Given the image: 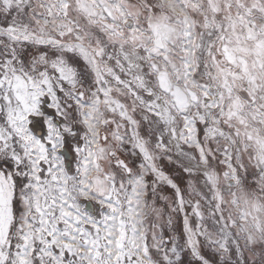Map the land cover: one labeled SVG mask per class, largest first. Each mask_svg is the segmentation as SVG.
Listing matches in <instances>:
<instances>
[{"label": "snow or ice", "instance_id": "snow-or-ice-1", "mask_svg": "<svg viewBox=\"0 0 264 264\" xmlns=\"http://www.w3.org/2000/svg\"><path fill=\"white\" fill-rule=\"evenodd\" d=\"M0 264H264V0H0Z\"/></svg>", "mask_w": 264, "mask_h": 264}]
</instances>
